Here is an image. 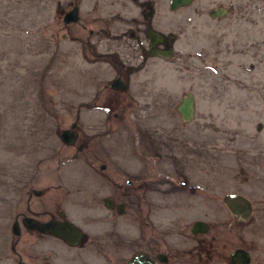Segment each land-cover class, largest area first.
Wrapping results in <instances>:
<instances>
[{
	"label": "rangeland",
	"instance_id": "374dc122",
	"mask_svg": "<svg viewBox=\"0 0 264 264\" xmlns=\"http://www.w3.org/2000/svg\"><path fill=\"white\" fill-rule=\"evenodd\" d=\"M72 1L0 0V264H124L145 247L146 219L152 244L192 253L198 209L214 218L217 249L228 240V253L243 246L248 264H264V0H194L169 10L163 30L174 54L141 64L99 56L102 42L87 41L80 25L94 18L96 30V10L110 7L76 0L78 19L64 22ZM229 3L221 16L205 12ZM118 70L125 88L113 90ZM188 92L193 114L184 120L175 106ZM73 121L65 143L59 131ZM153 166L161 173L147 174ZM224 194L250 199L249 216H234ZM105 196L122 211L106 208ZM25 214L68 218L82 240L70 245L26 228ZM121 248L119 257L109 251Z\"/></svg>",
	"mask_w": 264,
	"mask_h": 264
},
{
	"label": "flooded vegetation",
	"instance_id": "af4514ba",
	"mask_svg": "<svg viewBox=\"0 0 264 264\" xmlns=\"http://www.w3.org/2000/svg\"><path fill=\"white\" fill-rule=\"evenodd\" d=\"M115 1L120 2L118 4L119 7L116 10L112 9V2L114 1L101 0L100 6H109L110 8H101L99 10H96V14H94L96 17V23H97L96 30H93L91 27H89V23L95 20L94 18H91L89 22V19L86 17L84 19V22L81 23L80 25L81 28L85 30L87 41L89 40L90 37L96 36L97 41L102 42L105 50L100 52L98 54L99 56H101L105 60H110V59L111 60H121V59L122 60H137V61H134V63L141 64L145 60H166V58L174 54V49L171 46V43H172L171 39L168 36V34L164 32L163 30V27L166 26L165 16L167 15V12L169 10H174V9H177L183 6H178L174 9H169L170 0H115ZM193 1L194 0H192L191 2ZM74 2H76V8H77L76 0L72 1L70 8H72ZM126 2H130V3H126ZM126 7H128V9H126ZM220 7H225L226 10L221 12ZM70 8H68L67 10H69ZM231 9H232V5L230 3L228 4V6H222L221 4H218L215 7L207 8L205 12L209 16L218 17L226 13L227 10L231 11ZM258 14H259L258 17L260 18V20H263L264 10L261 9V11ZM70 22H74V21H70ZM121 54H124V55L121 56ZM116 79L120 81V83L122 84V88H115L111 85L112 82L115 81ZM108 85L113 90L125 88V83L122 80L120 70H118L115 76L109 80ZM102 89H100V91ZM98 94L100 93L98 92ZM190 94L192 95V99H193V94L192 93ZM177 104L175 106L176 111H177ZM106 165L107 164L105 162H100L98 166L99 168L107 171ZM148 172L149 173L147 174H150V176L161 173V171H158L157 166L151 167V169H149ZM125 182L126 184H129L130 180L126 179ZM178 182L180 184H183L184 180L182 181L179 180ZM110 183H111L109 184L110 187L120 186L119 181H116V180H113ZM102 184H105V186L103 187ZM102 184H100L102 188H107V184L105 183V180L102 181ZM189 187L192 188L191 186ZM248 200L251 205L250 199ZM102 202H103V205L108 209H114L117 213H120L122 211V208H123L122 202H117L112 197L105 196L102 198ZM208 202L211 203L210 196H209ZM198 207H201V206H198ZM200 212L201 210L198 209L196 210V212L192 213L193 217L189 225L190 234L196 237L194 238V242L192 243V246L194 249L192 253H190L188 250L186 251V253H184L182 251L184 250L182 249L183 246H178L176 245V243L170 244L167 242V245L169 246L167 247L166 245H164L162 239L156 238L154 243L152 244L153 238H152V233H150L151 226H150V223H148L146 219L141 224L144 226V228H140V232L142 233L144 232L145 247L137 249L131 254H129V256L125 258L123 263L126 264V261L137 253H143L147 257V262L145 261V263L147 264H191V261L193 262V264H230V253L234 248L230 250L228 253V240H226V243L225 241L224 243H221L218 246L219 249L216 248L215 244H213V242H216V239H215L216 236L213 233H209L210 227L216 224L214 223V218H211L212 216L206 217L204 213L201 214ZM25 215H29V214H25ZM23 216L24 215H22V217ZM29 216H32V215H29ZM32 217L38 220L66 219L76 226V224L73 223L68 218L56 219V218L51 217V215H49L45 219H39L37 218V216H32ZM211 220H213V223L211 222ZM195 221H201L204 225L203 227L204 229L200 230L194 227L195 231H192L193 223ZM205 235H208L209 237L208 240L206 239ZM81 240H82V233H81L80 241ZM76 244H70V245H76ZM105 245H108V244L107 242L104 241L102 243V246H105ZM165 247H167L168 249ZM237 247L245 248L243 246H237ZM122 248L120 250L114 249V250H109V251L110 253L114 254L113 257H119L120 253L122 252ZM109 251L104 250L105 254H103L105 257H107L106 261L108 263L112 260V258H110L112 257V255L106 254ZM246 251L248 252V249H246ZM249 260H250V255H249ZM24 263L33 264L29 262H22V264ZM136 264H142V263L137 262Z\"/></svg>",
	"mask_w": 264,
	"mask_h": 264
},
{
	"label": "water",
	"instance_id": "95a60500",
	"mask_svg": "<svg viewBox=\"0 0 264 264\" xmlns=\"http://www.w3.org/2000/svg\"><path fill=\"white\" fill-rule=\"evenodd\" d=\"M192 0H170L169 1V9H174L178 6H184L190 3ZM220 11L223 12L226 10L225 7H220ZM219 11V13H220ZM78 19L76 2H74L72 8L65 11L62 15V21L69 22L75 21ZM115 88H122V84L118 79L112 82L111 84ZM177 111L180 117L184 120H188L192 117L193 114V99L190 93L182 96L181 100L177 104ZM76 122L73 121L69 125L68 128H63L59 131L60 138L65 143H72L75 132L74 127ZM222 200L229 208L231 213L239 218H246L249 216L251 205L249 200L240 195V194H225L222 197ZM21 224L26 228H36L41 232H49L50 234L62 238L65 242L69 244H76L81 239V232L77 226L72 224L66 219L62 220H38L32 216L24 215L21 219ZM196 227L197 229L203 230L204 225L201 221H195L193 223V229ZM192 231H195V229ZM11 231L14 234L19 233V224L17 220H14L11 225ZM147 257L143 253H137L133 257H130L126 261V264H136L137 262H141L142 264H147ZM249 262V254L248 252L241 247L234 248L230 253V264H248ZM28 264V263H24Z\"/></svg>",
	"mask_w": 264,
	"mask_h": 264
}]
</instances>
